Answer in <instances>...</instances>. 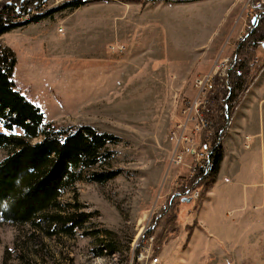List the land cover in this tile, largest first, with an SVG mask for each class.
Instances as JSON below:
<instances>
[{
  "label": "rangeland",
  "instance_id": "374dc122",
  "mask_svg": "<svg viewBox=\"0 0 264 264\" xmlns=\"http://www.w3.org/2000/svg\"><path fill=\"white\" fill-rule=\"evenodd\" d=\"M249 1L263 2H91L0 38V45L16 55L17 90L46 122L86 125L122 140L110 147L120 176L104 185L81 182L75 194L63 198L72 203L76 196L86 212L98 214L94 228L109 235L49 239L28 227L0 224V264L8 252L10 264H264V158L254 180L242 178L241 169L221 170L214 191L217 209L206 217L210 225L198 219L200 227L189 228L199 210L193 204L196 193L179 207L176 234L166 233L168 217L158 214L178 178L189 176L185 150L201 138L196 109L207 81L230 62L247 29ZM258 65L264 67L263 48ZM216 79L222 82L224 76ZM257 83H264V70L251 89ZM262 108L257 117L264 127V103ZM4 156L0 152V160ZM147 230L154 231L151 239L139 244ZM160 234L164 242L155 253ZM101 245L113 246L116 254L95 257Z\"/></svg>",
  "mask_w": 264,
  "mask_h": 264
},
{
  "label": "trees",
  "instance_id": "16d2710c",
  "mask_svg": "<svg viewBox=\"0 0 264 264\" xmlns=\"http://www.w3.org/2000/svg\"><path fill=\"white\" fill-rule=\"evenodd\" d=\"M52 1H0V38L50 19L57 12L74 11L91 2L108 0H65L55 9L46 11L44 6ZM163 1L185 4L202 0ZM246 26L230 57L223 81L215 80L210 95L206 113L209 128L201 134L199 146V150L207 153L202 161L206 170L194 168L188 177L178 178L176 189L159 210V216L168 217V234L177 233L175 223L180 205L185 204L182 201L190 200L189 197L197 193L194 209L202 205L220 168L222 143L230 124L264 70L258 65L259 52L264 49V4L254 16L247 18ZM16 65L15 53L0 45V152L5 155L0 160V224L15 229L28 227L33 234L49 239L106 238L108 231L94 228L97 213L86 212L76 196L72 203L63 198L69 193L75 194V187L81 182L104 185L120 176L122 171L112 167L115 153L110 147L119 145L122 140L86 125L59 127L46 122L43 112L17 90L13 80ZM194 226L196 221L189 228L193 231ZM153 232L147 230L139 244L150 240ZM163 242L162 234L154 239L155 253ZM9 253L3 264L12 262ZM93 254L95 257L112 256L116 248L101 245Z\"/></svg>",
  "mask_w": 264,
  "mask_h": 264
},
{
  "label": "crops",
  "instance_id": "0c3cea01",
  "mask_svg": "<svg viewBox=\"0 0 264 264\" xmlns=\"http://www.w3.org/2000/svg\"><path fill=\"white\" fill-rule=\"evenodd\" d=\"M263 95L264 83H257L255 88L251 89L247 99L240 106L236 117L231 122L228 134L222 143V162L216 174V181L213 186H210L212 188L209 194L207 192L206 198L197 212L196 219H193L192 221V224L194 220L196 221V229L198 226L200 227L199 222H202V226L203 224L210 225L206 220V217L209 212L212 215L215 214V209L213 208L215 207L217 209L218 200L215 197L214 191L216 189V183L220 178V172L223 168L233 169L235 172L241 169L238 174H240L242 178L243 175L249 176L251 180L258 178L259 173L256 166L259 159L262 158L263 161L264 158V127L262 122H258L257 114L258 112L263 111ZM259 104L260 106L257 108V105ZM248 114L254 118L248 117ZM249 132L251 136H247L249 135ZM252 161H254L253 164ZM246 165H250L251 169L249 171L243 169ZM260 179L264 180V171L262 172V177ZM223 181L224 183H227L229 180L223 178ZM198 219L199 222H197Z\"/></svg>",
  "mask_w": 264,
  "mask_h": 264
},
{
  "label": "built area",
  "instance_id": "2783aa9c",
  "mask_svg": "<svg viewBox=\"0 0 264 264\" xmlns=\"http://www.w3.org/2000/svg\"><path fill=\"white\" fill-rule=\"evenodd\" d=\"M263 4H264V0L263 2H260V1L256 2L255 5H253L252 1H249L248 2L249 10H252V12H249L248 15L250 16L252 13H255L256 9L260 8L261 5ZM228 63H229V59L224 64V66L221 69H219L217 73L207 81L205 91H204L203 102L196 109V131H197L198 137L200 136V134L207 132L209 128V123L206 117V113L211 103L210 95L214 89L215 78L225 76L226 67ZM187 101L188 100L183 101L182 104L186 103ZM199 145L200 143L197 138V142L195 143L194 147H191V151L188 152V149L185 150V153L190 156V157L185 158V160L189 159L188 169L190 170L194 168L195 169L201 168L202 171L206 170V165L202 161L207 156V153L202 149L199 150ZM154 262L155 263L157 262L156 259L154 260Z\"/></svg>",
  "mask_w": 264,
  "mask_h": 264
},
{
  "label": "water",
  "instance_id": "95a60500",
  "mask_svg": "<svg viewBox=\"0 0 264 264\" xmlns=\"http://www.w3.org/2000/svg\"><path fill=\"white\" fill-rule=\"evenodd\" d=\"M252 23L254 24L255 23V19L252 20ZM184 203H190V200H187V201H182Z\"/></svg>",
  "mask_w": 264,
  "mask_h": 264
}]
</instances>
